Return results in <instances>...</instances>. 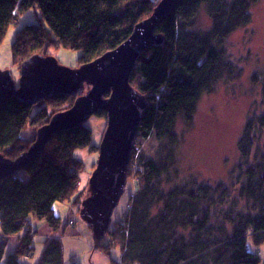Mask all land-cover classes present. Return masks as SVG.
<instances>
[{"label": "trees", "instance_id": "1", "mask_svg": "<svg viewBox=\"0 0 264 264\" xmlns=\"http://www.w3.org/2000/svg\"><path fill=\"white\" fill-rule=\"evenodd\" d=\"M259 1L176 0L170 14L160 20L156 34L162 42L138 58L130 77L131 86L147 102L128 171L127 184L132 182V176L135 178L134 197L131 194L126 212L115 222L112 218L113 225L105 238L108 243L94 240L96 250L119 246L120 264L261 263L258 251L264 244V145L255 152L254 148L264 132V115L251 118L245 126L238 143L240 162L231 173V182H193L165 188V181L177 175L174 166L180 144L178 122L181 120L191 129L202 98L233 78L234 68L225 44L251 23V10ZM160 2L0 0V45L10 26L35 9L40 12L39 22L16 34L15 67L20 71L31 57H48L46 49L62 46L80 53L79 68L125 43ZM202 11L212 23L208 31L198 24ZM76 101L77 97L60 95L28 105L13 98L0 106V155L15 161L28 152L38 131L55 115L70 110ZM97 117L107 122L105 113ZM24 134L28 137L24 138ZM151 139L160 144L157 158L143 150V144ZM92 144L93 132L87 123L57 133L40 158L1 182L0 264H31L39 233L29 222L30 215L59 233L57 238L44 239V251L36 264H65L64 240L69 228H77L76 220L63 224L51 208L17 215L13 227L19 234L18 244L4 261L5 247L14 235L4 208L22 192L32 191L28 187L43 173H63L67 192L61 200L72 202L80 215L83 202L90 196V186L88 183L80 190L84 162L76 152L90 149L98 154L99 146ZM49 181L44 182V187L50 185Z\"/></svg>", "mask_w": 264, "mask_h": 264}, {"label": "rangeland", "instance_id": "2", "mask_svg": "<svg viewBox=\"0 0 264 264\" xmlns=\"http://www.w3.org/2000/svg\"><path fill=\"white\" fill-rule=\"evenodd\" d=\"M251 14V23L234 33L225 44L227 57L234 68L233 78L223 81L212 94L202 98L191 129H188L181 120L177 124L180 140L174 166L177 175L173 174V179L165 181L166 189L193 182L211 185L231 182V173L240 162L238 143L242 138L245 126L251 118H259L264 115V0H260L255 5ZM39 19L40 12L38 10L31 9L25 12L16 24L10 26L0 45V72H11L16 82H19L20 79V71L15 67L13 58V43L16 34L19 29L38 23ZM198 24L203 31H208L212 27L205 11L199 14ZM44 54L55 57L61 66L69 69L77 68L80 56L79 52L65 49L62 46L50 47ZM87 126L93 132L92 145L100 146L107 127L106 120L93 116L87 122ZM27 137V134H24V138ZM263 145L264 132L260 137V143L255 145L254 152L256 148ZM159 147L160 144L155 139L143 144V150L151 158H157ZM76 156L84 162L81 190L87 186L96 169L99 153L83 149L78 150ZM64 179L63 173L61 175L43 173L32 183L31 187H28V190L32 191L22 192L12 204L4 208L8 216L9 230L15 235L14 239H18L16 235H19L13 227L14 217L28 211L51 208L55 216L62 219L63 224L71 220L77 222V228H74V231L77 229L76 234L66 235L64 240L65 264H71V262L77 264H120V247L96 250L91 228L79 214L75 213L74 215L78 209L73 211V208L76 207L72 202L63 203L61 200L62 195L67 192ZM134 179L132 176V182L129 181L127 184L114 211V222L128 210L126 206L134 192ZM47 181L50 182V185L46 183L48 185L44 187V182ZM33 189H37V192H34ZM30 223L39 227V235L36 237L38 249L31 259V264H36L44 251V239L48 234L50 237L52 233V238H57L59 233H51V230L36 218H30ZM70 223L69 226L73 227L74 225H70ZM72 230L70 229V231ZM103 242L106 244L108 240L104 239ZM15 248V242L8 243L5 247L4 261L14 253ZM258 252L261 259L260 264H264V244Z\"/></svg>", "mask_w": 264, "mask_h": 264}, {"label": "water", "instance_id": "3", "mask_svg": "<svg viewBox=\"0 0 264 264\" xmlns=\"http://www.w3.org/2000/svg\"><path fill=\"white\" fill-rule=\"evenodd\" d=\"M175 1L161 0L152 16L139 23L125 43L89 64L69 69L55 57L36 55L21 65L19 82L11 72H0V106L13 98L36 105L54 96L77 97L70 110L55 115L38 131L28 152L15 161L0 155V184L40 158L55 134L75 129L101 113L107 115L96 169L89 180L90 196L80 213L97 242L106 238L124 194L133 144L147 106L145 98L131 86L130 77L138 58L162 42L156 29Z\"/></svg>", "mask_w": 264, "mask_h": 264}, {"label": "crops", "instance_id": "4", "mask_svg": "<svg viewBox=\"0 0 264 264\" xmlns=\"http://www.w3.org/2000/svg\"><path fill=\"white\" fill-rule=\"evenodd\" d=\"M64 203H65V202H64ZM73 209H74L73 211H75V209H77V208H73ZM76 211H77V210H76ZM75 213H77V212H74V215H75ZM32 217H33L32 215L29 216V222H30V218H32ZM33 218H34V217H33ZM41 223H44V224H45V227L47 226V224H46L44 221H41ZM35 227H36L35 229L38 231V228H39V227H37V226H35ZM47 227H48V226H47ZM42 228H43V227H42ZM48 228H49V227H48ZM49 229H50V228H49ZM70 229H71V228H69V229L67 230V236H68V235H69V236H72V235L76 234L77 229H76L75 231H74V230L70 231ZM50 230H51V229H50ZM0 231H1V228H0ZM52 232H53V231L51 230V233H52ZM78 232H79V231H78ZM48 235H49V234H48ZM48 235H47V237H49ZM51 235H53V233H52ZM51 235H50V237H52ZM14 237H15V235H13V236L11 237V241L15 242V244L17 245V244H18V242H17L18 239L16 238V240H15ZM16 237H19V235H16ZM47 237H46V238H47ZM11 241H10V242H11Z\"/></svg>", "mask_w": 264, "mask_h": 264}, {"label": "built area", "instance_id": "5", "mask_svg": "<svg viewBox=\"0 0 264 264\" xmlns=\"http://www.w3.org/2000/svg\"><path fill=\"white\" fill-rule=\"evenodd\" d=\"M133 146H134V144H133ZM135 147H137V146H135ZM133 197H134V194H132V198ZM129 208H130V206H129ZM70 225H74L73 222H71Z\"/></svg>", "mask_w": 264, "mask_h": 264}]
</instances>
